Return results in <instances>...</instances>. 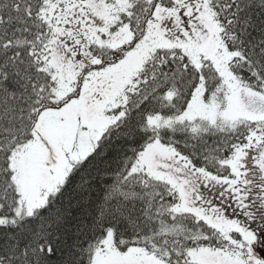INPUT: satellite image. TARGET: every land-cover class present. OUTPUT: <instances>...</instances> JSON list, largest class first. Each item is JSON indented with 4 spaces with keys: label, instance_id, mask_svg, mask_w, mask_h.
<instances>
[{
    "label": "snow or ice",
    "instance_id": "snow-or-ice-1",
    "mask_svg": "<svg viewBox=\"0 0 264 264\" xmlns=\"http://www.w3.org/2000/svg\"><path fill=\"white\" fill-rule=\"evenodd\" d=\"M0 264H264V0H0Z\"/></svg>",
    "mask_w": 264,
    "mask_h": 264
}]
</instances>
